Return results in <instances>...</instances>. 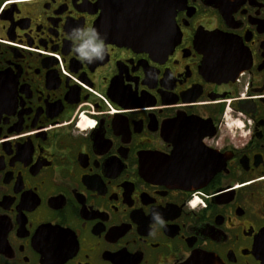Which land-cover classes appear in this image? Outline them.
I'll return each mask as SVG.
<instances>
[{
	"label": "flooded vegetation",
	"instance_id": "flooded-vegetation-1",
	"mask_svg": "<svg viewBox=\"0 0 264 264\" xmlns=\"http://www.w3.org/2000/svg\"><path fill=\"white\" fill-rule=\"evenodd\" d=\"M100 1L0 0V264H264V0Z\"/></svg>",
	"mask_w": 264,
	"mask_h": 264
},
{
	"label": "water",
	"instance_id": "water-1",
	"mask_svg": "<svg viewBox=\"0 0 264 264\" xmlns=\"http://www.w3.org/2000/svg\"><path fill=\"white\" fill-rule=\"evenodd\" d=\"M105 5V0L100 1V6L103 8ZM104 25H111V32H108V36L114 41L122 42L123 44L129 46H138L147 50H151L152 48L158 45H167L170 39V30L173 25V20L169 19H158V20H150V19H139V18H127L123 20H115L108 18L104 13L98 19V28L100 31L105 33ZM115 27L117 29H121L125 33L120 34L115 31ZM198 37V41H199ZM176 182V181H175ZM180 183H198L199 180H183L179 181Z\"/></svg>",
	"mask_w": 264,
	"mask_h": 264
},
{
	"label": "clouds",
	"instance_id": "clouds-1",
	"mask_svg": "<svg viewBox=\"0 0 264 264\" xmlns=\"http://www.w3.org/2000/svg\"><path fill=\"white\" fill-rule=\"evenodd\" d=\"M67 35L73 42V52L81 62L92 63L104 59L106 51L105 37L96 28L77 25ZM152 216L157 225L163 226L164 221L159 213L153 212Z\"/></svg>",
	"mask_w": 264,
	"mask_h": 264
},
{
	"label": "built area",
	"instance_id": "built-area-1",
	"mask_svg": "<svg viewBox=\"0 0 264 264\" xmlns=\"http://www.w3.org/2000/svg\"><path fill=\"white\" fill-rule=\"evenodd\" d=\"M62 71H63L64 73H66V72L64 71V69H62Z\"/></svg>",
	"mask_w": 264,
	"mask_h": 264
}]
</instances>
